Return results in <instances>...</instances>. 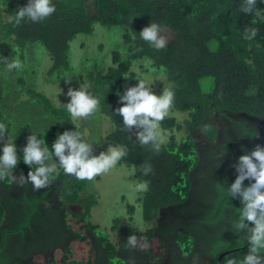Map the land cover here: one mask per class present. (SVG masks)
Returning a JSON list of instances; mask_svg holds the SVG:
<instances>
[{
    "label": "trees",
    "instance_id": "obj_1",
    "mask_svg": "<svg viewBox=\"0 0 264 264\" xmlns=\"http://www.w3.org/2000/svg\"><path fill=\"white\" fill-rule=\"evenodd\" d=\"M27 3L0 0V123L7 127L0 154L6 139L15 142L22 157L27 137L33 133L41 140L49 135L53 142L65 130L81 133L64 105L25 85L20 77V90L60 123L27 136L15 134L2 107L10 91L5 85V60L30 65L34 48L40 52L43 48L49 61L45 77L72 72L73 41L78 36H93L96 24L114 28L127 42V55L112 50L108 66L94 59L81 80L99 100L96 113L110 122L106 142L127 152L117 165L131 168L136 180L144 185L138 202L144 222L152 223V227L139 234L129 220L115 218L111 229L117 232L118 242L114 243L106 230L91 221L98 200L97 196H82L87 181L65 175L57 163L50 189L33 191L31 184L18 187L11 176L0 180V264H24L20 253L6 251L14 237L18 246L30 250L32 264L44 259L42 246L53 242L57 246L58 239L63 252L61 264H83L70 256L76 240L91 247L86 264H133L131 256L136 252L153 261L156 254L151 243L158 242L159 254L165 249L159 219L167 208L173 217L177 213L191 218V223L172 230L183 255L206 252L218 264L221 253L234 250L223 257L222 264L227 256L242 259L248 244L230 225L242 205L239 199H230L227 187L236 179L232 165L239 156L257 144L264 146V0H258V14L250 15L240 11L242 0H53L56 12L52 16L39 23L25 19L16 25V13ZM151 22L172 32L162 50L140 38L139 32ZM245 28H256L255 38L245 39ZM142 61L165 74L161 90L168 87L174 91L171 110L185 114L182 121L175 116L162 121L165 142L159 152L141 146L134 133L124 131L122 117L115 115L121 106L117 93L139 83H127L124 77ZM146 165L152 169L147 175L142 169ZM29 171L21 158L13 175L27 176ZM249 183L244 182L246 186ZM134 209V205L129 206L131 215ZM68 217L76 220L78 230ZM210 226L216 227L214 233H209ZM133 234L140 239V246L126 250L124 244ZM46 260L59 264L51 256Z\"/></svg>",
    "mask_w": 264,
    "mask_h": 264
},
{
    "label": "clouds",
    "instance_id": "obj_2",
    "mask_svg": "<svg viewBox=\"0 0 264 264\" xmlns=\"http://www.w3.org/2000/svg\"><path fill=\"white\" fill-rule=\"evenodd\" d=\"M257 3L258 0H242L240 11L246 15L253 14L257 12ZM55 12L53 0H28L26 6L19 7L14 22L19 25L27 19L39 23ZM257 31L256 28H245L244 38H255ZM139 35L157 50L167 46L168 38L162 34L161 27L156 23L151 22ZM5 63L8 71L22 67L19 60L8 62L6 59ZM124 78L130 77L128 75ZM137 79L138 84L127 87L122 94L117 93L121 106L115 110V115L122 117L124 131L134 133L141 146H150L152 150L159 152L165 142L161 123L173 107L175 93L164 87L162 94L156 95L143 79ZM66 95L70 99L64 105L73 122L87 120L97 112L99 100L88 91L87 86H80L79 89L69 88ZM6 132V125L0 123V141L5 140ZM259 135L257 132L256 137ZM22 153V157L19 156L15 142L6 139L0 154V180L11 176L18 187L31 184L33 191L51 186L52 181L56 179L57 163L65 175L78 181H93L97 176L107 173L127 155L125 150L111 145L106 151L94 155L93 145L86 142L84 136L76 130H65L58 134L52 144V150L45 140L37 138L33 133L27 137ZM224 155L220 157L221 160ZM21 158L30 171L27 176L21 174L15 177L13 170ZM232 167L235 168L237 176L227 187V195L231 200L239 199L242 207L236 209L235 219L230 221V225L234 233L243 234L248 244V252L242 259L227 256L224 264H264V146L257 144L250 152L245 150V154L239 156L237 163ZM142 169L145 175L152 170L151 165L142 166ZM246 180L250 182L247 186L244 184ZM136 246L137 237L133 234L128 237L124 248L131 250ZM198 259L194 258L193 264H197Z\"/></svg>",
    "mask_w": 264,
    "mask_h": 264
},
{
    "label": "rangeland",
    "instance_id": "obj_3",
    "mask_svg": "<svg viewBox=\"0 0 264 264\" xmlns=\"http://www.w3.org/2000/svg\"><path fill=\"white\" fill-rule=\"evenodd\" d=\"M95 30L93 36H78L73 41L71 58L74 70L72 72L45 77L49 61L43 48H41L43 52H40L39 48H34L30 65H24L19 70L11 71H8L6 67L3 68L4 74L7 76L5 85L9 87L10 91L5 96L2 107L11 119L12 130L14 129L15 134L27 136L30 132L40 131L51 124L60 123L57 117L49 114L38 102L33 101L20 90L22 87V84L18 82L20 77L25 80V85L44 92L54 103L64 105L70 99L66 95L69 88L79 89L80 86H84L81 75L92 67L94 59H98L100 65L108 66L111 64L112 50L119 49L124 57L127 55V42L121 38L120 31L114 28H104L99 24L95 25ZM162 34L168 38V41L171 39V31L164 29ZM11 61L12 59L9 62ZM131 70L127 83L139 82L137 78L143 79L156 95L162 94L161 85L166 82V76L161 70L150 68L147 61L135 64ZM168 116H175L182 121L185 114L170 110ZM76 122L81 127V134L86 142L93 145L94 155L106 151L111 145L105 140L106 132L110 127L108 118H103L95 113L87 120H77ZM44 140L52 150V138L49 135H44ZM142 186L144 187L136 180L131 168L119 166L117 163L107 173L97 176L93 181H87V188L83 191L82 196L90 198L97 196L98 200L97 205L92 209L91 221L99 225L100 229L106 230L114 243L118 242L117 232L111 229L115 218L129 220L134 230L139 234L145 233L152 227V223L144 222L142 209L138 202ZM130 205L135 206L133 215L129 212ZM67 220L75 230L79 229L75 219L68 217ZM139 246L140 239L137 240V247ZM151 246L155 251L154 261H156L161 257L160 252H157L158 242H152ZM72 248L73 254L70 256L86 264L90 257L91 247L86 242L76 240L73 242ZM62 257L63 252L57 250L53 260L61 264ZM35 264H49V261L38 259Z\"/></svg>",
    "mask_w": 264,
    "mask_h": 264
},
{
    "label": "flooded vegetation",
    "instance_id": "obj_4",
    "mask_svg": "<svg viewBox=\"0 0 264 264\" xmlns=\"http://www.w3.org/2000/svg\"><path fill=\"white\" fill-rule=\"evenodd\" d=\"M263 124V123H262ZM19 172V171H18ZM17 172V174H18ZM16 173V172H15ZM15 176V175H14ZM20 174L18 175V177ZM17 177V175L15 176ZM53 184L47 189L53 188ZM194 197H191V201L193 202ZM52 201L50 200V203ZM172 210H169L168 208L163 210L161 212V216L159 221L161 222V229L160 233L161 236L165 240V249L163 253L161 254V257L157 259L156 261H150L147 255H143L141 252H136L135 256H131V262L133 264H193L194 258L198 257L197 264H215L214 259L207 254L206 252H201L202 254L200 255L199 253L193 252L192 255L188 254H182V251L180 247L177 246L175 242V235L173 233V228L178 229L183 227V223H191V218L188 216H181L179 214H175L176 217H173ZM178 217V218H177ZM180 225V226H179ZM210 228V229H209ZM208 229L211 230L209 233H214L216 230L215 226H210ZM59 243H57V246L54 245L53 243H48L47 245L42 246L43 248V258L47 259L48 256H51L52 259H54V255L56 251L59 249V251L62 252V246L61 244V239H58ZM18 239L14 237V239H11V245L9 246L8 249H6L7 253L10 254H19L23 260L24 264H32V255H30V250H28L27 247L23 246H18ZM35 244H39V242H36ZM60 247V248H58ZM200 255V256H199ZM32 257V258H31Z\"/></svg>",
    "mask_w": 264,
    "mask_h": 264
},
{
    "label": "water",
    "instance_id": "obj_5",
    "mask_svg": "<svg viewBox=\"0 0 264 264\" xmlns=\"http://www.w3.org/2000/svg\"><path fill=\"white\" fill-rule=\"evenodd\" d=\"M235 250H239V249H235ZM233 251H234V250H228V251H225V252L221 253L220 256H219V258H218V261H219L218 264H222V259H223V257H224L225 255H227V254L233 252Z\"/></svg>",
    "mask_w": 264,
    "mask_h": 264
}]
</instances>
